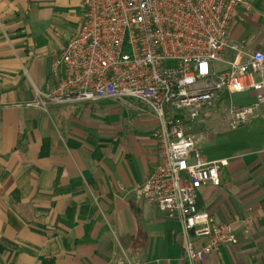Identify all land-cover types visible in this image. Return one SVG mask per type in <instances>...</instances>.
<instances>
[{
  "label": "crops",
  "instance_id": "1",
  "mask_svg": "<svg viewBox=\"0 0 264 264\" xmlns=\"http://www.w3.org/2000/svg\"><path fill=\"white\" fill-rule=\"evenodd\" d=\"M249 2L230 25L225 60L232 45L264 49V0ZM81 12L79 0H0V264H188L182 222L133 190L157 162L152 111L125 98L41 103ZM232 101L246 106L255 97ZM256 113L235 130L223 120L194 124L206 132L197 144L204 159L227 160L220 185L198 191V210L217 222L253 212L249 237L203 264H264V107Z\"/></svg>",
  "mask_w": 264,
  "mask_h": 264
},
{
  "label": "built area",
  "instance_id": "2",
  "mask_svg": "<svg viewBox=\"0 0 264 264\" xmlns=\"http://www.w3.org/2000/svg\"><path fill=\"white\" fill-rule=\"evenodd\" d=\"M79 1L81 22L52 62L53 83L41 103H144L158 119V153L151 174L134 187L136 197L182 222L181 259L188 264L237 246L250 235L253 212L217 222L198 210V191L220 185L227 160L204 159L197 144L206 132L194 124L224 106L221 120L235 130L264 107V49L247 54L232 45L234 57H222L233 18L251 9L249 0ZM247 91L255 102L237 106L232 96ZM198 240L205 242L197 247Z\"/></svg>",
  "mask_w": 264,
  "mask_h": 264
},
{
  "label": "rangeland",
  "instance_id": "3",
  "mask_svg": "<svg viewBox=\"0 0 264 264\" xmlns=\"http://www.w3.org/2000/svg\"><path fill=\"white\" fill-rule=\"evenodd\" d=\"M226 54V53H225ZM217 68H219V69H221V68H223V66L221 65V64H217ZM125 100L126 101H128V102H131V101H134V102H136L137 103V105L135 106V107H139L138 108V110H143L144 109V104L143 103H141V102H139L138 100H136V99H132V98H125ZM133 103V102H132ZM141 105H140V104ZM143 106V107H142ZM114 108H116V109H119V111H123L124 109H126L125 107H114ZM149 109V108H148ZM222 112L223 111H220V110H217V111H215L214 113H213V115H212V117H211V119H209V120H207V119H200L199 120V122H198V124L200 125V124H204V125H206V126H210V124H212V122H215L214 124H220L219 126L220 127H224L223 125H222V123H223V121L221 120V114H222ZM215 119V120H214ZM217 122V123H216ZM197 124V125H198ZM216 126V125H215ZM238 132V131H237ZM227 135H233V132H227Z\"/></svg>",
  "mask_w": 264,
  "mask_h": 264
}]
</instances>
